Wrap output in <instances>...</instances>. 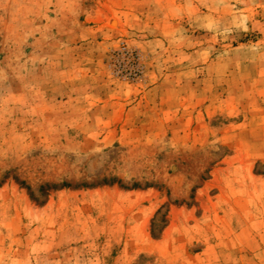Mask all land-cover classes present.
<instances>
[{"label": "rangeland", "instance_id": "obj_1", "mask_svg": "<svg viewBox=\"0 0 264 264\" xmlns=\"http://www.w3.org/2000/svg\"><path fill=\"white\" fill-rule=\"evenodd\" d=\"M0 264H264V0H0Z\"/></svg>", "mask_w": 264, "mask_h": 264}]
</instances>
